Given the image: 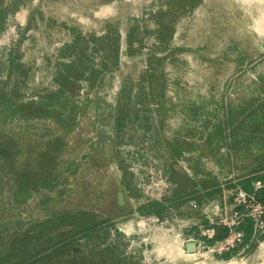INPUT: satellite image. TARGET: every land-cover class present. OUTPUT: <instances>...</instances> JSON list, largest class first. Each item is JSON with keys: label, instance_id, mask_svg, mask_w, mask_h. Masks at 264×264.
I'll return each mask as SVG.
<instances>
[{"label": "rangeland", "instance_id": "rangeland-1", "mask_svg": "<svg viewBox=\"0 0 264 264\" xmlns=\"http://www.w3.org/2000/svg\"><path fill=\"white\" fill-rule=\"evenodd\" d=\"M263 18L0 0V264H264Z\"/></svg>", "mask_w": 264, "mask_h": 264}, {"label": "bare ground", "instance_id": "bare-ground-1", "mask_svg": "<svg viewBox=\"0 0 264 264\" xmlns=\"http://www.w3.org/2000/svg\"><path fill=\"white\" fill-rule=\"evenodd\" d=\"M261 24H262V27H261V29H262V30H264V18H263V20H262V23H261ZM258 26H259V25H258ZM262 30H261V31H262Z\"/></svg>", "mask_w": 264, "mask_h": 264}]
</instances>
